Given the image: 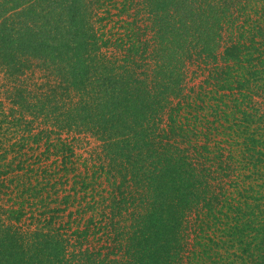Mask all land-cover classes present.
Segmentation results:
<instances>
[{"label": "trees", "instance_id": "1", "mask_svg": "<svg viewBox=\"0 0 264 264\" xmlns=\"http://www.w3.org/2000/svg\"><path fill=\"white\" fill-rule=\"evenodd\" d=\"M0 73V264H264V0H0Z\"/></svg>", "mask_w": 264, "mask_h": 264}, {"label": "rangeland", "instance_id": "2", "mask_svg": "<svg viewBox=\"0 0 264 264\" xmlns=\"http://www.w3.org/2000/svg\"><path fill=\"white\" fill-rule=\"evenodd\" d=\"M200 64V65H199ZM38 69V68H37ZM35 69V71L37 70ZM189 74L187 76L188 78V82H187V90L186 91H191V90H195L194 88H189L191 87L192 85L194 84H197V85H201V83H205L207 82V79H210L211 77V74L209 73V71L207 70L204 74V69H209L208 66H207V63H204L203 61L200 62L198 60H196L195 62H192L189 64ZM28 78V77H27ZM38 79V73H35L33 75H31L30 79L28 80V84L31 85L32 83L34 84ZM8 80H10L9 78H7V76L3 73H0V100H3L5 102V105L8 104V93H13L12 95H15V88L14 85L11 86V82H8ZM32 84V85H33ZM207 84V83H205ZM9 91V92H8ZM11 95V97H12ZM169 117V112H167V114L164 116V121L166 123L167 119ZM89 134L87 135H82V137H85L83 140H81L79 142V145H80V149L86 154L91 145L92 147H96L97 145V136H91L88 137ZM90 138V141L88 142V138ZM88 148V149H87Z\"/></svg>", "mask_w": 264, "mask_h": 264}]
</instances>
